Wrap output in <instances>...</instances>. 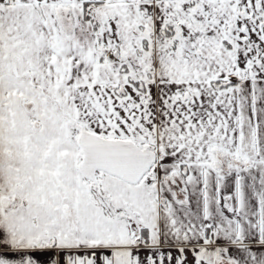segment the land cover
Here are the masks:
<instances>
[{
    "label": "snow or ice",
    "instance_id": "obj_1",
    "mask_svg": "<svg viewBox=\"0 0 264 264\" xmlns=\"http://www.w3.org/2000/svg\"><path fill=\"white\" fill-rule=\"evenodd\" d=\"M0 264H264V0H0Z\"/></svg>",
    "mask_w": 264,
    "mask_h": 264
}]
</instances>
